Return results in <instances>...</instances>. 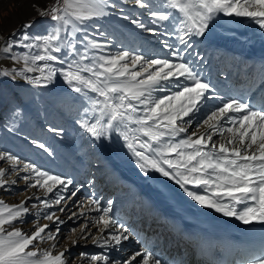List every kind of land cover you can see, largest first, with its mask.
<instances>
[{
  "label": "snow or ice",
  "instance_id": "snow-or-ice-1",
  "mask_svg": "<svg viewBox=\"0 0 264 264\" xmlns=\"http://www.w3.org/2000/svg\"><path fill=\"white\" fill-rule=\"evenodd\" d=\"M132 2L147 9L149 24L128 15L121 18L144 32L167 37L160 40L169 50L164 57L151 58L123 47L111 50L115 47L112 34L98 22L116 14L112 11L119 7L116 0H53L43 8L33 6L40 17L49 20L45 34L30 36L25 32L19 40L0 36V52L14 65H21L0 70V77L23 79L36 88L62 80L72 93L82 97L76 122L84 133L93 141L110 140L116 134L145 176L158 173L174 181L196 204L253 226V231L260 233L258 241L237 247L240 256L234 264H264V102H250L247 92L221 94L203 78L195 61L186 58L193 48L192 39L205 37L210 22L221 14L248 18L264 30V0ZM22 27L29 29L32 22ZM14 45L26 51L13 52ZM197 59L204 58L197 53ZM260 74L264 90V64ZM209 101L218 103L209 107ZM19 115L17 109L13 116ZM194 123L196 128L189 132ZM49 130L57 135L63 132ZM33 143L51 155L44 143ZM0 162L9 165L0 167V189L16 183L10 175L23 172L25 190L43 193V198L33 193L11 205L0 199V264H70L71 249L81 240L90 239L103 250L129 239L127 229L111 215L113 202L102 205L99 199L90 198L82 208L98 213L91 220L97 234L88 232L85 223L79 236L69 235V245L60 246L61 226L66 221L57 212L65 213L67 201L80 189L70 188L71 178L50 173L10 152L0 151ZM32 199L39 204L29 207ZM30 214L36 218L33 230L25 231L17 225L25 224ZM84 215L85 210L72 212L68 219ZM41 219L48 223H40ZM45 244L47 247L42 246ZM77 259L79 264H118L105 251L81 252ZM134 262L162 264L149 251L136 252L123 264Z\"/></svg>",
  "mask_w": 264,
  "mask_h": 264
},
{
  "label": "bare ground",
  "instance_id": "bare-ground-1",
  "mask_svg": "<svg viewBox=\"0 0 264 264\" xmlns=\"http://www.w3.org/2000/svg\"><path fill=\"white\" fill-rule=\"evenodd\" d=\"M151 2L159 4V0ZM116 3L119 7L112 10L116 14L98 22L112 34L115 47L111 50L116 51L123 47L151 58L164 57L169 50L162 47L160 40L167 37H157L144 32L121 18V15H128L149 24L147 9H140L132 0H116ZM120 9H123L122 14ZM224 22L227 23L226 27ZM12 32L15 33V29L11 34ZM9 36L10 33L2 37ZM169 42L175 43V40L169 39ZM191 43L193 48L188 51L186 58L195 61L203 78L216 85L221 94L235 95L247 92L246 99L249 101L256 98V103L264 102V90L260 82V67L264 64V30L259 29L248 18L225 17L221 14L210 22V29L205 37H194ZM2 45L3 42L0 41V46ZM197 53L204 58L202 61L197 59ZM1 54L2 52L0 56ZM15 82L27 84L23 79L12 80L13 90ZM47 88L49 98L46 99L47 105H42V109L35 110L24 105V127L21 130L7 127L3 135L0 133V151L10 152L25 162H33L50 173L71 178L73 186L70 188H79L83 192L80 196L81 202L76 204L74 197L67 201L65 213L57 212V215L66 221L61 226L60 236L64 232L63 229L76 230L66 235L63 244L58 242L60 246L69 245V235L72 238L79 236V229L85 223H88V232L97 234V226L92 224L91 220L98 213L82 208L88 204L90 198L99 199L102 205L111 200L113 218L118 224L122 221L128 222L123 226L127 229L129 239L122 240L120 246L102 250L93 245L90 239L81 240L71 249L70 264L73 260L79 264L77 258L81 252L96 254L101 251L107 252L111 260L123 264L122 260L115 258V252L120 249L123 254L133 246L138 247L137 252H151L162 264H170L171 260L177 264H195L193 251L198 246L203 247L204 242L221 239L223 233H226V237H232V241L235 238L237 241L244 238L240 228L250 225H243L235 218L224 217L214 210L196 204L174 181L158 173L149 172L145 176L123 140L116 134H113L110 140L93 141L76 122L82 111V97L72 93L62 80H54ZM208 103L210 107L218 101ZM3 123L0 113V125ZM50 128L62 129L63 132L57 135L50 131ZM33 141L44 143L51 155L39 149ZM0 167L8 168L9 165L0 162ZM24 175L23 172L10 175L9 178L16 183L10 188L0 189V199L11 205L19 203L33 193L43 198V193L38 189L25 190V182L21 179ZM48 198L53 197L50 194ZM32 204H39V201H28L29 207ZM82 210H85L84 216L76 220L68 219L72 212L79 213ZM35 219L34 214H30L26 217L25 224L17 226L31 231ZM40 223L48 221L41 219ZM52 227L54 230L55 226ZM42 246L47 247L46 244ZM134 253L136 252L132 255ZM139 260L140 257H137V261ZM214 260L213 258L200 261L199 264H212Z\"/></svg>",
  "mask_w": 264,
  "mask_h": 264
},
{
  "label": "rangeland",
  "instance_id": "rangeland-1",
  "mask_svg": "<svg viewBox=\"0 0 264 264\" xmlns=\"http://www.w3.org/2000/svg\"><path fill=\"white\" fill-rule=\"evenodd\" d=\"M53 3V0H0V36H7L9 33L11 38L19 40L25 32L30 36H38L45 34V28L49 24L48 18L40 17L34 5H38L43 8L46 4ZM32 22V27L24 29L22 25ZM224 26L227 23L224 22ZM15 29V36H12L11 31ZM13 33V32H12ZM10 37V36H9ZM23 48L13 46V52H24ZM1 69H10L12 67L19 68L21 65H14L13 62L7 58V54L2 53L0 56ZM12 79L9 77H0V113L4 123L0 125V133L3 135L6 128L12 130H21L24 127L22 109L24 105H28L32 109L40 110L42 105L46 106V99L49 98L48 88H33L31 85H27L20 82H15L13 85L15 89H12ZM11 86V87H10ZM19 109L20 115L13 116V113ZM6 124V127L4 125ZM196 128L194 123L189 132ZM79 195L75 198V203L81 202ZM127 221H122L121 224L127 225ZM64 232L60 236L59 244H63L66 235L69 234L70 229H63ZM62 230V231H63ZM76 250V249H75ZM138 247L133 246L128 252L121 254V250H117L114 254L115 258L124 261L126 257L132 255L133 252H137ZM76 254V253H75ZM73 254V256H75ZM119 257V258H118ZM72 260V259H71Z\"/></svg>",
  "mask_w": 264,
  "mask_h": 264
}]
</instances>
